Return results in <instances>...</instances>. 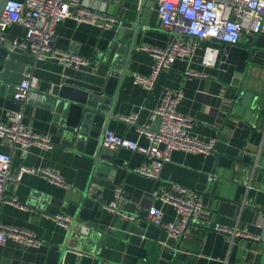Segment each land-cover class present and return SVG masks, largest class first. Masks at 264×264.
Returning a JSON list of instances; mask_svg holds the SVG:
<instances>
[{
    "label": "crops",
    "instance_id": "obj_1",
    "mask_svg": "<svg viewBox=\"0 0 264 264\" xmlns=\"http://www.w3.org/2000/svg\"><path fill=\"white\" fill-rule=\"evenodd\" d=\"M118 1L128 5L138 3L139 0H85L87 5L103 10L112 17L117 13ZM146 4L149 11L148 27L136 39V50L116 97L113 110L115 117L108 121L107 130L147 144L149 140L144 133V126H148L151 131L157 126V122L150 119L152 109L160 104L166 91L181 89L183 98L177 109L191 118L189 133L204 141L216 139V143L213 150L205 155L192 151H172L170 160L160 169L158 180L134 172L137 166L151 162L147 156L138 151L117 148L115 155L122 160L123 165L111 175V182L104 183L101 196L105 204L110 202L114 188L119 186L122 190L120 209L135 206V212L122 211L125 215L133 216V219L113 214L104 207L102 216L97 219L100 228L92 231V239L78 247L79 253L66 251L62 264H264V240L240 237L230 239V234L214 228L219 225L264 236V139L262 141L260 130L252 127L254 124L261 126L264 120V33L258 36L243 34L241 40L250 42L257 36L258 49L253 53L246 70L245 84L261 96L258 101L251 99L249 107L234 103V90L216 78L217 65L204 66L201 63L204 48L216 44L189 35L182 38L186 44L197 42L196 54L190 60L177 59L169 68L160 70L152 89L148 91L142 85L132 84L134 73L149 77L155 67L154 57L141 51L138 46L162 48L171 34L161 27L155 4L151 0H147ZM56 32L54 44L57 49L80 54L89 63L78 69L64 68L53 59L35 62L27 51L13 53V59L30 66L28 72L37 78V89L32 90L23 103L14 101L11 96H0V122L7 121L9 111H21L23 125L36 134L47 135L53 145L43 149L31 147L22 153L19 149L4 146L0 140V152L11 155V175L15 176L22 166L45 167L70 183L73 177L70 154L59 145L60 137L56 136L49 112L37 105L41 97L38 92L50 90L52 85L59 84L66 76L90 81L96 68L105 75L107 68L95 61L94 57L104 46V37L109 31L70 17L58 25ZM22 35L24 27L19 25L12 26L4 33L10 40ZM91 64L94 66L91 67ZM188 69L204 76H187L185 72ZM246 100L249 103L251 101L250 98ZM134 113H137L134 123L121 119ZM102 119L99 117L98 124H101ZM259 148L260 156L256 158L255 153ZM212 173L215 176L210 180ZM11 180V196H16L26 208L19 209L3 200L0 204V224L29 229L38 236L41 244L25 247L9 240L0 245V259L17 257L24 262L37 264L36 255H45L48 243L62 242L65 226L56 222L55 215L70 216L71 209L48 204L45 214L34 211L29 208L34 199L32 197H44L62 187L45 177L27 172L19 179ZM173 182L199 193L202 201L200 214L192 218V224L185 229L178 246H175L176 239H168L164 230L160 231L156 241L147 239L143 245L130 243L131 227L147 224V214L144 212L150 206L162 209L164 221L174 219L172 207L151 195L155 189L168 190ZM247 182L249 188L246 187Z\"/></svg>",
    "mask_w": 264,
    "mask_h": 264
},
{
    "label": "built area",
    "instance_id": "obj_2",
    "mask_svg": "<svg viewBox=\"0 0 264 264\" xmlns=\"http://www.w3.org/2000/svg\"><path fill=\"white\" fill-rule=\"evenodd\" d=\"M158 13L161 27L171 34L164 47H149L140 45L138 48L152 55L155 59L152 75L149 77L134 73L132 84L142 85L148 91L152 89L154 79L161 68H169L177 59L190 60L196 54L197 42L185 43L183 36H193L198 40L206 37L218 38L222 42L237 43L242 40L243 34L252 36L264 33V0H152ZM0 18V38L14 25L24 27V35L15 37L11 41L21 51H27L35 62L53 59L64 68L78 69L89 63V60L69 50H61L55 47V37L58 25L66 18L87 22L100 29L112 27L116 18L87 5L85 0H7ZM178 33L179 35H175ZM177 36H180L177 37ZM219 54L218 46L207 45L201 58V63L214 65ZM188 76H204L196 71L187 70ZM13 100L23 103L29 93L37 89V78L30 72L25 74L22 82L15 87ZM183 98L181 89L166 91L158 106L152 109L151 121L158 123V130L151 131L144 126V133L148 138L147 144L137 140H130L124 136L114 134L106 130L103 137V145L109 149L126 148L131 151L143 153L151 160L149 164L137 166L134 172L158 180L162 165L170 160L174 150L192 151L208 154L216 143V139L204 141L196 135L189 133L188 127L192 121L190 117L181 114L178 106ZM137 113L121 117L127 123H134ZM7 121L0 122V140L4 146L11 149H19L25 153L31 147L40 149L50 148L53 143L47 135H39L28 129L22 122V112L11 110L7 113ZM264 118V116H263ZM258 128L264 139V120ZM261 148L255 153L260 156ZM10 153L0 152V204L4 195L7 179L10 171ZM253 166L252 170L254 169ZM25 172L42 176L51 183L63 187L65 179L49 168H34L22 166L17 171L15 178L19 179ZM252 174V173H251ZM213 173L210 180L214 178ZM251 177V176H250ZM250 180V179H249ZM250 184L247 182V188ZM121 188L115 187L113 199L105 204V208L113 214H123L119 202L122 198ZM153 198L170 205L175 213L172 221H164V213L157 206L147 209L146 221L158 226L167 232L168 239H176L178 235L185 233L186 225L200 214L202 201L199 194L189 190L185 186L173 182L168 190L151 191ZM17 208L25 210L16 196H10L8 200ZM129 219L133 216L125 215ZM56 222L64 226L71 218L66 215H55ZM216 230L230 234V239L240 237L255 241H263L264 236L252 232H246L237 228L227 229L216 225ZM9 240L18 242L23 246H38L41 244L38 236L29 229H23L14 225L0 224V245ZM166 244V243H164Z\"/></svg>",
    "mask_w": 264,
    "mask_h": 264
},
{
    "label": "water",
    "instance_id": "obj_3",
    "mask_svg": "<svg viewBox=\"0 0 264 264\" xmlns=\"http://www.w3.org/2000/svg\"><path fill=\"white\" fill-rule=\"evenodd\" d=\"M7 0H0V18ZM147 0L128 5L118 1L116 21L107 29L104 46L98 50L94 59L107 68L105 75L98 69L92 72L90 81L66 76L59 84L52 85L50 90L39 91L38 106L50 114V122L56 128V136L60 137L59 145L70 154V168L73 171L72 181L66 186L57 188L50 195L34 198L29 208L45 214L47 205L71 209L70 220L65 223L62 242L48 243L46 254L38 253L37 264H62L66 251L79 253L78 247L87 244L93 237L92 231L98 230L97 219L103 212L101 191L105 182H111V175L122 166V160L116 157L115 150L103 145L102 137L107 130L108 121L114 119L113 110L121 84L127 75V66L133 58L138 35L147 26ZM152 4L154 3L151 0ZM175 35H179L175 33ZM258 36V35H257ZM257 36L250 42H222L218 38L206 37L218 46L216 58V78L234 90L233 101L249 107L252 100L258 101L260 94L249 89L246 84V70L255 50ZM13 53H23L12 41L4 36L0 38V96L13 98L15 87L19 85L30 66L13 59ZM94 65L91 64V67ZM161 68L160 70H162ZM159 70V71H160ZM250 98V103L246 100ZM231 113V112H230ZM102 117L101 124H98ZM158 130L157 126L152 131ZM213 150V149H212ZM9 175L1 199L8 200L11 196L12 180ZM199 194V193H197ZM136 201V200H132ZM135 212L136 207L125 206L120 209ZM141 213V212H140ZM148 214L146 211L144 212ZM102 216V215H101ZM192 224V220L185 229ZM158 226L147 223L142 226L135 224L129 233L130 243L143 245L147 239H159ZM184 233L178 235L177 247ZM0 264H31L17 257L1 258Z\"/></svg>",
    "mask_w": 264,
    "mask_h": 264
}]
</instances>
